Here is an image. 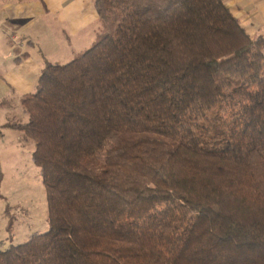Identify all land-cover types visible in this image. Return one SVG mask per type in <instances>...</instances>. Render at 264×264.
<instances>
[{
    "label": "trees",
    "instance_id": "obj_1",
    "mask_svg": "<svg viewBox=\"0 0 264 264\" xmlns=\"http://www.w3.org/2000/svg\"><path fill=\"white\" fill-rule=\"evenodd\" d=\"M28 121L49 229L0 264H264V39L223 0H92Z\"/></svg>",
    "mask_w": 264,
    "mask_h": 264
},
{
    "label": "crops",
    "instance_id": "obj_2",
    "mask_svg": "<svg viewBox=\"0 0 264 264\" xmlns=\"http://www.w3.org/2000/svg\"><path fill=\"white\" fill-rule=\"evenodd\" d=\"M223 1L251 38L264 39V0ZM99 31L92 0H0V116L16 115L0 126L28 121L22 101L36 91L44 60L66 64L86 51L71 40L93 45Z\"/></svg>",
    "mask_w": 264,
    "mask_h": 264
},
{
    "label": "rangeland",
    "instance_id": "obj_3",
    "mask_svg": "<svg viewBox=\"0 0 264 264\" xmlns=\"http://www.w3.org/2000/svg\"><path fill=\"white\" fill-rule=\"evenodd\" d=\"M71 41L75 50L92 46L84 43L76 47L78 40ZM66 58L63 63L72 60ZM14 116L12 112L0 116V125L11 122ZM34 150L35 143L22 132L0 126V250L22 244L32 234L49 229L47 194L40 170L32 160Z\"/></svg>",
    "mask_w": 264,
    "mask_h": 264
}]
</instances>
